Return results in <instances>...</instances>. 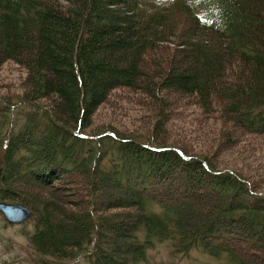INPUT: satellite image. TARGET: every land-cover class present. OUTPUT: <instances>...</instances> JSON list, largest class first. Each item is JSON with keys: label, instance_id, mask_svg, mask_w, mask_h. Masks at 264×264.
Masks as SVG:
<instances>
[{"label": "trees", "instance_id": "obj_1", "mask_svg": "<svg viewBox=\"0 0 264 264\" xmlns=\"http://www.w3.org/2000/svg\"><path fill=\"white\" fill-rule=\"evenodd\" d=\"M8 61L26 78L0 97V201L33 211L41 264H147L159 243L199 264H264L226 245L229 230L264 255L256 183L164 140L169 90L264 133V0H0V71ZM119 88L153 102L151 137L91 127ZM76 171L86 200L54 184Z\"/></svg>", "mask_w": 264, "mask_h": 264}, {"label": "rangeland", "instance_id": "obj_2", "mask_svg": "<svg viewBox=\"0 0 264 264\" xmlns=\"http://www.w3.org/2000/svg\"><path fill=\"white\" fill-rule=\"evenodd\" d=\"M25 78L26 72L23 67L13 61L6 62L0 71V97L5 94L10 95V97L16 96L15 94L21 91ZM126 92V89L121 88L114 90L108 102L97 111L91 127L104 128L110 125L120 132L131 131L134 135L143 134L145 137H151V129L157 123L152 116L153 102L147 99L148 95L142 96L139 93ZM167 93L170 97H167L168 103L165 108H168L166 112L170 118H168L167 126L164 129L166 133L164 140L167 142L165 145L181 146L190 156L201 155L209 158L210 161H215L218 169L235 170L244 175L245 179L256 183L253 193L262 192L264 196V133L252 134L239 129L233 123L230 124L221 118L219 111L213 114H205L198 108H192V103L188 102L190 99H186L184 95H177L173 90H169ZM132 96H134L133 99ZM87 131L90 130L87 129ZM228 131L235 132L232 140H227L223 136ZM66 177L70 179L69 184L64 183L67 180L65 177L63 183L55 181L54 184L64 189H70L69 192L73 195H79L81 199L86 200L85 194L86 191L88 193V189L84 178L80 177L77 171ZM72 188L78 190L75 192V189L72 190ZM105 189L120 193L116 187L112 188L107 185ZM43 193L47 194V191L44 190ZM198 197H200L199 201L196 202L201 207L209 204L208 201L214 200L213 197L207 198L206 191L198 193ZM72 199L73 201L75 199V203L79 201L77 198ZM246 200L250 202V197ZM72 205L74 203L71 204L70 202L69 206L72 207ZM261 206L264 208V204ZM127 210V208H121L117 212ZM30 212L32 214L33 211L30 209ZM109 212L110 214L117 213L116 210ZM28 220H32V218L30 217ZM32 229L30 223L21 225L7 223L0 213V264H41L39 257L31 251L30 243L27 242L24 235V232ZM227 235L226 245L230 244L233 249H236L237 244L242 253H248L258 262H264V255L244 250L239 245L241 242L250 245V247L261 248V246H257L261 240H258L257 243H251L246 238H241V235L237 233L231 234L229 230ZM171 252L173 251L167 243H159L149 251L147 264H199L202 261L201 253L195 250L187 255L178 254L176 258ZM63 264H67V262Z\"/></svg>", "mask_w": 264, "mask_h": 264}, {"label": "water", "instance_id": "obj_3", "mask_svg": "<svg viewBox=\"0 0 264 264\" xmlns=\"http://www.w3.org/2000/svg\"><path fill=\"white\" fill-rule=\"evenodd\" d=\"M0 210L5 214V218L11 223H21L29 219L31 212L28 207L19 203H8L0 201Z\"/></svg>", "mask_w": 264, "mask_h": 264}, {"label": "bare ground", "instance_id": "obj_4", "mask_svg": "<svg viewBox=\"0 0 264 264\" xmlns=\"http://www.w3.org/2000/svg\"><path fill=\"white\" fill-rule=\"evenodd\" d=\"M0 212L2 213L3 217L5 218V214L1 210H0ZM5 220H6V218H5Z\"/></svg>", "mask_w": 264, "mask_h": 264}]
</instances>
